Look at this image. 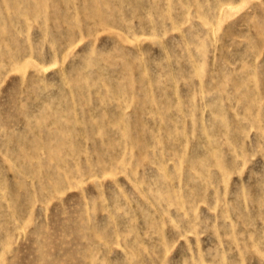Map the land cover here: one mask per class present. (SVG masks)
<instances>
[{"label": "rangeland", "instance_id": "1", "mask_svg": "<svg viewBox=\"0 0 264 264\" xmlns=\"http://www.w3.org/2000/svg\"><path fill=\"white\" fill-rule=\"evenodd\" d=\"M0 264H264V0H0Z\"/></svg>", "mask_w": 264, "mask_h": 264}]
</instances>
